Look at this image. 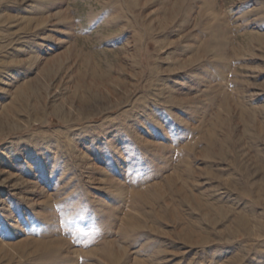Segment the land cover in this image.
I'll list each match as a JSON object with an SVG mask.
<instances>
[{
	"label": "rangeland",
	"instance_id": "obj_1",
	"mask_svg": "<svg viewBox=\"0 0 264 264\" xmlns=\"http://www.w3.org/2000/svg\"><path fill=\"white\" fill-rule=\"evenodd\" d=\"M263 123L264 0H0V264H264Z\"/></svg>",
	"mask_w": 264,
	"mask_h": 264
},
{
	"label": "bare ground",
	"instance_id": "obj_2",
	"mask_svg": "<svg viewBox=\"0 0 264 264\" xmlns=\"http://www.w3.org/2000/svg\"><path fill=\"white\" fill-rule=\"evenodd\" d=\"M18 97V96H17ZM26 101V100H25ZM22 103V102H21ZM22 105V107L21 106H19V107H14V106H12L11 108H10V110L11 111H14L15 113H18V111L19 110H21V111H23V105H24V103L23 104H21ZM11 106V105H10ZM25 106V105H24ZM27 106V105H26ZM8 109H9V107H8ZM8 109H7V111H8ZM10 112V111H9ZM4 114V113H3ZM8 115V114H7ZM252 116V115H251ZM4 118H5V115L3 116ZM244 118V117H243ZM250 118H252V117H250ZM243 120H247V119H243ZM243 120L241 119V122H243ZM248 120H249V117H248ZM254 120V119H253ZM251 121H252V119H251ZM226 123V122H225ZM249 123V122H248ZM262 123V122H261ZM251 124V123H250ZM263 125H264V123H263ZM264 127V126H263ZM251 128H253V127H251ZM262 128V127H261ZM260 131H262V130H260ZM263 135V134H262ZM212 136V135H211ZM211 138V137H210ZM227 139V138H226ZM210 141H212L211 139H210ZM225 142V141H224ZM214 142L212 141V145H214L213 144ZM230 144V143H229ZM211 145V144H210ZM211 145V146H212ZM211 148V147H210ZM223 150V149H222ZM229 150V149H228ZM225 151V150H224ZM208 153V152H207ZM219 153H221V150H220V152ZM221 154H223V153H221ZM262 162V161H261ZM237 163V162H236ZM252 163L253 164H257L256 163V161H254V160H252ZM251 163V164H252ZM234 164V163H233ZM258 165V167L259 168H263L264 169V164H262V163H258L257 164ZM236 166V165H235ZM238 166V165H237ZM239 166H240V168L243 170L244 168H242L241 167V165L239 164ZM238 166V167H239ZM256 167V166H255ZM239 169V168H238ZM245 170V169H244ZM246 171V170H245ZM242 172V171H241ZM246 174V173H245ZM254 188H256L257 189V195H259V193L261 192V193H264V185H258V186H256L255 185V187ZM242 195H245V194H242ZM263 195V194H262ZM186 196H187V194H186ZM190 196V195H189ZM192 196H193V194H192ZM260 196V195H259ZM259 199H261V198H259ZM185 200H187L186 198H185ZM188 200H190L191 202H192V207L194 206L195 208L194 209H196V210H200V212L202 211V213H204V214H206V216L208 215V216H213V217H216V216H218V217H220V216H222V214H223V211H221L220 209H218V208H216L215 206H212V205H209V204H204V203H202L201 202V200L199 199V197H197V196H193V197H188ZM191 207V208H192ZM222 209V208H221ZM225 212V211H224ZM208 216H207V218H208ZM212 217V219H210L209 221H208V224L209 225H214L215 223H216V219L215 218H213ZM204 218H205V216H204ZM217 218V217H216ZM254 219H256L255 221L257 222H259L260 221V219L258 218V217H255ZM261 222V221H260ZM250 223H251V221H250V219H248L247 217H245V215L243 214V212L242 213H239V214H235L234 215V217L231 219V221H230V224H229V226L227 227V229H226V231H227V234L228 235H231V236H236V235H239V234H243V232H245V231H247V234H250ZM194 229V228H193ZM201 229V228H200ZM192 230V229H191ZM193 231V230H192ZM196 231V230H195ZM198 231H200L201 233H202V237H201V235H200V233L198 232ZM197 232H198V235L201 237V239L202 240H208V237H207V234H205V235H203V233L205 232V231H201V230H198ZM197 232H195V233H197ZM249 232V233H248ZM192 235H194V234H192ZM191 235V236H192ZM198 235H196V236H198ZM198 236V237H199ZM195 240V239H194ZM111 249V248H110ZM111 251V250H110Z\"/></svg>",
	"mask_w": 264,
	"mask_h": 264
}]
</instances>
